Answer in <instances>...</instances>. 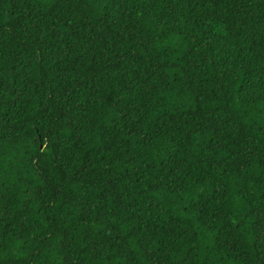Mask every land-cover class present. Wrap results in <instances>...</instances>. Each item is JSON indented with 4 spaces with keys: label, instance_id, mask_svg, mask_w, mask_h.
<instances>
[{
    "label": "trees",
    "instance_id": "obj_1",
    "mask_svg": "<svg viewBox=\"0 0 264 264\" xmlns=\"http://www.w3.org/2000/svg\"><path fill=\"white\" fill-rule=\"evenodd\" d=\"M0 264H264V0H0Z\"/></svg>",
    "mask_w": 264,
    "mask_h": 264
}]
</instances>
